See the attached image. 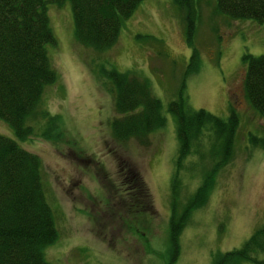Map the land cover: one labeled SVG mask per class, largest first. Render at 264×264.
Listing matches in <instances>:
<instances>
[{"label": "rangeland", "instance_id": "374dc122", "mask_svg": "<svg viewBox=\"0 0 264 264\" xmlns=\"http://www.w3.org/2000/svg\"><path fill=\"white\" fill-rule=\"evenodd\" d=\"M193 1L198 11L193 43L185 40V11L176 1L142 0L123 18L114 44L100 50L77 42L68 0L47 3L56 36L47 52L57 79L46 85L43 99L59 114L62 133L55 140L35 134L18 142L42 161L45 199L52 205L58 233L43 248L50 263L163 264L172 253L169 191L178 144L175 117L167 108L180 93L194 109L202 106L218 117L233 108L239 122L231 156L217 167L207 199L178 233L179 251L172 264H211L216 252L239 248L264 224V149L248 141L251 133L264 137V118L246 99V61L241 57L246 51L264 53V22L224 15L216 9V0ZM193 48L197 53L192 58ZM97 64L129 69L150 83L166 118L150 131L147 145L135 137L122 143L111 137L113 95L97 74ZM10 125L0 118V133L14 138ZM45 126L36 123L35 131L42 133ZM207 147L206 143L200 152L183 158L179 207L213 167V155L220 156ZM129 165L137 167L153 200L156 212L150 221L143 187L137 195L138 184L123 181L122 172ZM131 209H136L138 222L146 221L143 238L127 223ZM252 255L264 264V249ZM239 264L256 263L242 258Z\"/></svg>", "mask_w": 264, "mask_h": 264}, {"label": "trees", "instance_id": "16d2710c", "mask_svg": "<svg viewBox=\"0 0 264 264\" xmlns=\"http://www.w3.org/2000/svg\"><path fill=\"white\" fill-rule=\"evenodd\" d=\"M63 1L0 0V118L11 124L15 138L0 133V264H54L46 260L43 251L58 237V233L52 205L45 199L42 161L38 153L22 147L18 139L24 140L35 134L53 140L61 137L59 114L48 109L43 93L46 85H51L57 79V69L50 64L47 52V45H52L56 40L49 25L47 3L60 5ZM68 1L77 42L100 50L114 44L123 18L130 16L142 0ZM174 1L185 11V40L193 43L198 12L194 1ZM215 7L233 18L253 17L258 22H264V0H216ZM192 50L193 58L197 50ZM241 57L246 61L243 74L246 99L264 118V53L255 55L246 51ZM99 64L97 74L103 79L106 90L113 95L115 106V115L108 120L111 137L116 143L135 137L139 144L147 145L150 131L165 122L166 117L160 110L162 103L150 91V83L145 77L141 78L129 69L120 71L116 67H100ZM192 69L197 71L196 67L192 66ZM185 96L180 93L176 99H170L167 108L175 117L178 149L169 191L171 212L168 237L172 253H168L163 264L174 262L179 251L178 233L189 220L191 212L201 207L207 199L217 167L224 165L231 156L233 136L239 122L238 113L233 108L228 115L218 117L202 106L194 109ZM42 122L46 124L45 130L36 132L35 124ZM48 129L55 132L51 134ZM248 141L264 149V137L251 133ZM206 143L210 153L220 156L213 155V167L209 172H204V177L195 184L180 208L181 178L178 172L183 167V158L192 152H200ZM127 168L126 172H122L123 181L132 180L133 185L138 184L134 192L137 195L141 192L139 188L143 187L142 196L147 199L143 206L147 209L148 217L152 218L156 209L144 180L137 167L129 165ZM135 198L137 201L140 199ZM129 211L126 220L130 230L141 232L140 237L143 238L147 229L142 226L146 221L138 222L139 217L134 214L136 209ZM248 235L239 248L216 252L211 264H239L242 258H251L256 264H261L263 260H258L252 252L264 249V224ZM152 251L156 252L157 249Z\"/></svg>", "mask_w": 264, "mask_h": 264}]
</instances>
